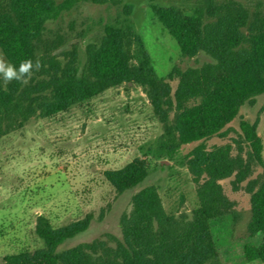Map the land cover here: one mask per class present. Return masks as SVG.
Listing matches in <instances>:
<instances>
[{"label":"trees","instance_id":"obj_1","mask_svg":"<svg viewBox=\"0 0 264 264\" xmlns=\"http://www.w3.org/2000/svg\"><path fill=\"white\" fill-rule=\"evenodd\" d=\"M119 0H102L101 2ZM71 1L0 0V51L8 63L39 59L37 44L45 24L54 20ZM151 11L187 58L199 52L212 62L201 67L173 70L176 86L154 72L143 42L127 18L103 27L97 43L87 45L85 63L69 60L59 66L49 59L41 78L33 71L27 84L0 83V138L23 125L31 116L51 117L121 84L140 86L163 133L152 150L155 157L174 160L186 145L189 174L196 185V204L189 214L166 210L157 187L145 186L130 199L131 208L118 220L120 238L106 235L71 247L64 244L86 231L91 215L53 227L40 215L35 234L42 246L4 256L2 264H222L211 232V222L227 215L230 204L220 182L241 162L226 147L208 151L204 142L221 137L228 124L239 120L243 139L261 163L262 141L256 123L240 116L244 105L264 95V12L249 13L234 2L213 4L187 13L172 6L152 5ZM130 6H125L128 15ZM39 61V60H38ZM149 175L145 160L134 159L118 169L103 172L118 193L138 187ZM249 238L259 234V244H242L247 262L264 264V179L248 189ZM182 203V200L181 202ZM234 215V213H232Z\"/></svg>","mask_w":264,"mask_h":264},{"label":"rangeland","instance_id":"obj_2","mask_svg":"<svg viewBox=\"0 0 264 264\" xmlns=\"http://www.w3.org/2000/svg\"><path fill=\"white\" fill-rule=\"evenodd\" d=\"M64 1L55 0L56 4ZM68 1L71 5L45 24L37 44L42 67L34 79L41 78L43 69H51L49 59L59 66L69 60L82 66L87 45L100 40L104 25L127 18L141 38L154 72L174 89L176 77L169 78L174 69L201 67L212 60L202 52L191 58L182 56L174 40L154 19L152 5L172 6L190 13L208 2H234L249 13L264 12V0ZM127 5L130 12L125 15ZM4 82L0 76V83ZM240 116L256 123V133L264 145V95L256 97L251 105H244ZM162 133V124L154 116L144 90L121 84L51 117L35 114L2 136L0 264L8 254L42 246L35 234L36 218L40 215L53 227L92 216L89 228L64 247L105 239L106 235L120 238V215L130 211L131 196L148 185L157 187L166 210L189 214L196 204V185L188 171L186 154L194 144L182 147L174 160L155 157L152 150ZM204 146L208 151L226 147L229 156L241 162L240 181L235 179V171L220 182L230 212L211 222L220 260L222 264H261L247 262L241 246L247 242L259 244L261 240L259 234L249 238L246 226L250 217L248 189L264 179V147L259 163L243 139L238 119L227 125L221 137L206 140ZM134 159L147 162L149 175L135 189L118 194L105 181L103 172L121 168Z\"/></svg>","mask_w":264,"mask_h":264},{"label":"clouds","instance_id":"obj_3","mask_svg":"<svg viewBox=\"0 0 264 264\" xmlns=\"http://www.w3.org/2000/svg\"><path fill=\"white\" fill-rule=\"evenodd\" d=\"M41 67L42 65L38 60L34 64L31 59H27L22 61L17 68L15 65L6 62L3 55L0 54V76L3 77L5 82L16 80L23 84H27L33 71H39Z\"/></svg>","mask_w":264,"mask_h":264},{"label":"crops","instance_id":"obj_4","mask_svg":"<svg viewBox=\"0 0 264 264\" xmlns=\"http://www.w3.org/2000/svg\"><path fill=\"white\" fill-rule=\"evenodd\" d=\"M253 263H260V262H258V261H253Z\"/></svg>","mask_w":264,"mask_h":264}]
</instances>
